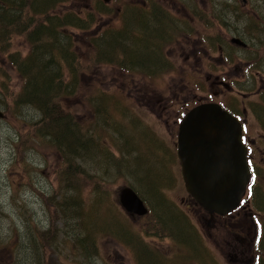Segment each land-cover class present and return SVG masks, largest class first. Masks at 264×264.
Instances as JSON below:
<instances>
[{
    "label": "rangeland",
    "instance_id": "rangeland-1",
    "mask_svg": "<svg viewBox=\"0 0 264 264\" xmlns=\"http://www.w3.org/2000/svg\"><path fill=\"white\" fill-rule=\"evenodd\" d=\"M96 1L99 0H65L51 12L81 15ZM102 2L104 7L94 13L101 31L108 25L124 30L130 5L140 7L139 11L144 7L150 14L153 4L152 8L157 6L176 19L178 16L172 12L179 8L175 9L173 3L184 6L186 12H199L197 20L179 13L190 28L179 30L182 22L173 21L177 40L164 45V49L173 51V60L168 59V65L173 66L163 75L144 77L107 63L87 70L79 67L77 96L65 98L62 105L79 129L82 154L68 152L64 162L58 143L44 135V122L35 123L40 112L31 105L14 102L24 85V78L15 68L28 50L24 37L12 28L7 41H0V109L4 112L0 118V264H136L131 256L132 244L126 245L110 231L118 226L123 235H127L126 229L132 231L137 242L142 236L154 255L164 257V264H249L255 253L250 242L252 227L246 232L244 219L239 217H210L195 203L184 187L173 132L180 113L208 93L197 82L199 64L194 50L207 43L203 39L217 38L216 43L220 42L218 31L237 32L251 43L252 49L259 45L263 49L264 0ZM128 28L140 34L135 20ZM95 29L96 23L86 29L87 33L68 29L73 40V48L69 49L76 53L82 67H89L87 62L93 59L89 46L94 36L99 37L97 29L92 34ZM115 48L120 54V46ZM254 53L248 49L240 54L257 59ZM156 176L161 196L153 194L150 186ZM125 185L131 186L150 207L149 217L123 211L118 192ZM160 201L168 208L159 207ZM176 215L186 223L187 232L193 228L199 237H195L198 251L192 248L190 236L180 235L181 219L170 220ZM148 221L151 229L156 221L161 234L168 236L149 234ZM248 224L251 226V221ZM89 231L97 243L90 259L87 255L92 249L79 241ZM32 233L37 237L33 242ZM190 233L194 235L191 230ZM262 253L264 257V247Z\"/></svg>",
    "mask_w": 264,
    "mask_h": 264
},
{
    "label": "trees",
    "instance_id": "trees-1",
    "mask_svg": "<svg viewBox=\"0 0 264 264\" xmlns=\"http://www.w3.org/2000/svg\"><path fill=\"white\" fill-rule=\"evenodd\" d=\"M64 1L2 0L0 2V41H7L8 36L12 35L13 28L20 32L19 35L24 37L28 47L26 54L22 56L20 65H16L9 59V63L13 66L16 65L15 68L24 78L21 93L17 94L18 97L14 102L20 106L23 104L31 105L40 112V119L38 118L35 123L44 122L47 127L44 135L52 136L58 143L57 147L61 149L63 155L62 162L65 161V158L67 159L68 152L74 156L79 153L82 154V141L78 136L80 134L79 129L75 124H72L69 113L63 109L62 105V100L65 98L71 95L77 96L80 80L79 67L87 70L95 67V65L101 66L107 63L110 64L109 66L121 68L125 72L156 78L173 66L168 65L169 60L164 55L167 48L164 49V45L172 42V39L175 38L173 35L176 34L175 27H173L175 18L170 16L169 12L155 6L149 11L150 14H147L144 7L141 8V12L139 11L140 7L135 8L130 5L128 7L130 11L129 21L125 29L118 31L113 29L114 26L108 25L99 33V37L94 36L91 44L89 41L93 59L87 62V65H90L89 67H82L81 60L76 58V53L69 49L71 46L73 48V40L69 36L68 29L75 28L87 33L86 29L94 23H96L97 29L100 26L99 21L94 16L97 11L86 12L84 15L74 12H66L63 15L51 12L57 4ZM134 20L139 25L138 33L140 34H136L133 29L130 31L128 28ZM96 29L92 34H96ZM106 29H110V31L103 35ZM116 45L120 46V54L115 48ZM133 45H135L134 49ZM161 51L163 54H161ZM98 99L95 100L96 105L99 104ZM95 109L98 110V107H95ZM157 178L156 176L153 181L151 180L150 186L153 187V194L161 196L160 191L162 188L157 185V181H159ZM159 207L162 209L163 207L168 208L163 201H160ZM149 208L148 212L142 217L151 215ZM177 217L182 221L179 230L180 235L182 237L185 235L190 236L192 248L198 251L199 242L195 238L197 234L194 229L190 228L187 232L184 229L187 226L186 223L178 215L170 217V220H176ZM150 224V221L146 223L149 234L156 237L168 236L161 234L162 229L159 228L156 221L154 229L150 228ZM89 227L92 226L89 225ZM111 229L110 231L121 238L126 245L132 244L133 248L130 249L132 254H130L136 264H164V257L158 253L154 255L151 247L142 241V236H138L137 242L133 232L129 229L124 227L127 235L119 232V226ZM190 230L194 232L193 236ZM140 231L141 229L137 230V232ZM36 238V235L32 233V242ZM79 241L85 242L90 246L89 249H92V253L87 255V258L90 259L97 250L93 233L89 231V235L79 238ZM136 243L138 246L134 247ZM165 264L167 263L165 262Z\"/></svg>",
    "mask_w": 264,
    "mask_h": 264
},
{
    "label": "flooded vegetation",
    "instance_id": "flooded-vegetation-1",
    "mask_svg": "<svg viewBox=\"0 0 264 264\" xmlns=\"http://www.w3.org/2000/svg\"><path fill=\"white\" fill-rule=\"evenodd\" d=\"M152 7L153 4H151ZM164 7L167 11H171L167 6ZM173 7L179 8L176 11L172 8L173 12L171 11L176 17L178 16V19L175 18V22L179 20L183 24L179 30H182L184 26L190 28L179 18L182 17L179 13L183 15L187 13V17H184L186 19H198L199 11L186 12L184 6H180L178 3H173ZM184 34L192 35L190 32ZM217 36H219L220 42L216 43L217 38L214 41H211L210 38L203 39L207 43L205 45L200 43L202 47L194 50L199 64L196 75L197 82L203 84L202 90L208 91V93H204L205 97L198 103H216L238 120L240 139L246 150L245 156L250 169V177L241 193L240 201L234 209L224 215L209 214L205 210L203 211L210 217L230 218L233 216L230 219L236 217L244 219L246 232H249L251 227L253 229L250 242L255 253L251 260L248 259L250 263L263 264V253L260 255V252H263L264 247V47L261 49V45H259L258 48L252 49L251 43L245 42L237 32L229 31L227 34L226 31H218ZM176 38L177 33L172 42H175ZM234 38L239 39L242 43L233 41ZM248 49L253 50L254 54H258L257 56L260 58H243L240 53ZM166 51H170V56ZM166 51L164 55L169 60H173V51L169 48ZM207 65L209 67H206ZM177 121L178 119H176ZM173 135L176 137V130ZM248 221H251V226ZM240 222L243 225L241 220Z\"/></svg>",
    "mask_w": 264,
    "mask_h": 264
},
{
    "label": "water",
    "instance_id": "water-1",
    "mask_svg": "<svg viewBox=\"0 0 264 264\" xmlns=\"http://www.w3.org/2000/svg\"><path fill=\"white\" fill-rule=\"evenodd\" d=\"M177 155L185 189L205 211L223 215L238 205L249 169L240 127L231 114L216 103L191 108L179 125ZM118 199L129 215L147 212L130 186L119 189Z\"/></svg>",
    "mask_w": 264,
    "mask_h": 264
}]
</instances>
